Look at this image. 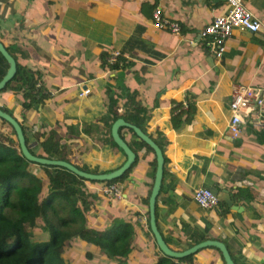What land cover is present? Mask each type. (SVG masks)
I'll return each instance as SVG.
<instances>
[{
    "label": "crops",
    "instance_id": "obj_1",
    "mask_svg": "<svg viewBox=\"0 0 264 264\" xmlns=\"http://www.w3.org/2000/svg\"><path fill=\"white\" fill-rule=\"evenodd\" d=\"M243 4L261 20L262 29H235L217 59L202 31L214 16L228 12L227 0H0V42L19 67L37 73L50 92L44 104L23 113L22 93L6 89L0 91V107L17 121L24 120L34 152L40 148L41 134L44 138L54 129L66 147L68 138L78 142L69 144L70 162L115 166L122 154L97 117L108 77L113 76L102 70L101 55L119 50L130 62L124 82L148 109L147 132L159 140L166 158L156 221L168 246L185 250L204 234L205 240L223 242L235 264H264V136H255L249 123L239 138L227 132L231 87L264 88V0ZM156 6L180 25L178 33L154 27ZM2 58L0 75L8 68ZM82 89L90 93L81 96ZM187 99L194 100L196 112L189 123L174 128V107L182 103L186 108ZM2 135L15 138L0 120ZM144 162L129 173L135 188L126 189L118 200L97 198L86 218L98 229L109 226L114 217L131 223L144 244L138 261L146 264L162 254L147 227L150 179ZM197 187L226 191L237 209L224 201L211 210L201 208L192 198ZM92 259L108 263L99 254ZM173 261L225 264L215 247L200 249L188 261Z\"/></svg>",
    "mask_w": 264,
    "mask_h": 264
},
{
    "label": "trees",
    "instance_id": "obj_2",
    "mask_svg": "<svg viewBox=\"0 0 264 264\" xmlns=\"http://www.w3.org/2000/svg\"><path fill=\"white\" fill-rule=\"evenodd\" d=\"M113 51L119 52L113 64L107 60L112 50L101 55L102 70L107 71L108 74L112 73L113 76L108 77L110 83L103 90V98L101 97L103 108L97 120L102 123L112 146L118 150L120 148L113 142L110 129L115 120L122 118L125 122L139 127L163 151L159 140L147 132L145 122L149 117L148 109L136 101L137 91L131 90L130 86L124 82L126 69L130 62L121 57L119 50L114 49ZM2 76L0 75V79ZM40 78L34 71H25L16 63V74L1 91L13 89L21 92L23 95L22 111L26 113L38 104H44L50 97V92L39 81ZM135 78L137 81L140 80L138 76ZM38 82L40 85L37 87ZM186 105V108H183V104L178 103L174 107L178 109L171 117L174 128H180L189 123L195 114L194 100L187 99ZM0 108L13 116L7 108ZM0 120L13 131L8 122ZM18 123L23 130L26 143L29 144L24 120L21 119ZM70 127H68L69 131L73 129V126ZM57 132L52 129L44 138L41 134L38 138L39 150L34 152L30 147V152L42 158L70 161L67 157L69 144H78V142L73 138H68L69 142L66 147L60 143L61 135ZM118 132L135 152V162L120 177L101 182L86 180L65 168L31 162L21 154L14 131L15 138L0 136V264H82L76 262L78 258L73 256L72 250H83L87 259H92L94 254H99L108 260L107 264H144L143 261H138L143 254L141 251L144 244L137 239L131 223L124 221L121 217H114L109 226L98 229L86 218L90 208H94L97 198L103 196L110 199L102 189L99 191L94 188L95 186L102 188L117 183L123 192L129 187L135 188L131 179H128L129 173L133 167L146 160L150 182L145 181L147 185L145 203L147 227L150 230L148 198L156 169L155 154L132 129L120 127ZM253 133L257 137L261 134L264 136V130H254ZM147 153H152V158L148 159ZM124 156L122 154V159L118 164L110 167H102L98 163L94 165L74 164L82 171L99 174L119 168L126 159ZM164 160L166 163V158ZM124 182L125 186L122 187ZM88 184L94 187H89ZM237 191L241 192L242 189L238 188ZM220 203L222 204L219 201L217 205ZM204 240V234L195 237L194 243L189 244L188 247ZM144 251L150 252L151 250L145 249ZM145 256L148 255L145 254ZM191 258L192 255L178 259L162 255L154 262L150 261L146 264H174L173 260L188 261Z\"/></svg>",
    "mask_w": 264,
    "mask_h": 264
},
{
    "label": "built area",
    "instance_id": "obj_3",
    "mask_svg": "<svg viewBox=\"0 0 264 264\" xmlns=\"http://www.w3.org/2000/svg\"><path fill=\"white\" fill-rule=\"evenodd\" d=\"M229 10L226 14L214 16L212 21L205 26L202 36L206 38L208 48L212 55L220 59L223 56L226 42L232 38L235 29L245 30L250 33H257L262 29L261 20L250 12L243 4V0H227ZM152 21L154 27L167 29L178 33L180 25L171 21L163 15L160 7L153 9ZM119 52L113 51L107 60L113 64L117 60ZM40 83H37V87ZM89 89H82L81 96H87ZM186 104H184V107ZM230 112L227 132L236 139L242 134L243 127L250 124L254 130H264V88L250 85L235 84L231 87L228 101ZM103 193L110 199H121L122 188L119 184L113 183L101 188ZM192 198L195 203L203 209H214L219 200L216 194L208 187H197L193 189Z\"/></svg>",
    "mask_w": 264,
    "mask_h": 264
},
{
    "label": "water",
    "instance_id": "obj_4",
    "mask_svg": "<svg viewBox=\"0 0 264 264\" xmlns=\"http://www.w3.org/2000/svg\"><path fill=\"white\" fill-rule=\"evenodd\" d=\"M0 55L5 59L6 63L8 64V68L5 74L0 79V91H1L8 84V82H10L13 79L14 75L16 74V61L15 58L9 53V51L5 48V46L1 42H0ZM210 62H212V59ZM0 118L5 120L12 126L19 144V150L27 160L42 165L65 168L71 171L72 173H74L75 175L82 177L86 180L100 181V182L109 181L120 177L122 174H124L125 171L129 170L133 165V163L135 162V157H136L135 152L121 138L118 132L120 127H127L132 129L133 132L136 134V136L139 139H141L143 142H145L147 145H149V147L154 151L156 158V169L154 174V180L148 198V212H149L150 231L154 237L158 249L162 252L164 256L178 259L189 255H193L197 251L205 247H215L220 251L225 264H235L230 256V253L226 245L218 240L207 239L181 251L170 248L168 244L165 242L163 236L158 230L156 217H155L156 200L161 190L164 168H165V160H164L165 158L163 151L161 150L159 145L156 144L146 133H144L136 125L125 122L122 118H119L113 122L110 129L111 138L113 142L117 145V147L123 151V154L125 155L126 159L119 168L110 172L97 174V173L82 171L77 166H75L74 163L70 161L52 159V158H42L32 154L29 150L30 146L29 144L26 143L23 130L20 124L18 123V121L13 116L3 111L1 108H0ZM211 190L213 191L214 194L217 195L219 201L226 202L233 210L237 209V207L234 206L232 200L230 199L226 191L218 190L216 188H212Z\"/></svg>",
    "mask_w": 264,
    "mask_h": 264
},
{
    "label": "rangeland",
    "instance_id": "obj_5",
    "mask_svg": "<svg viewBox=\"0 0 264 264\" xmlns=\"http://www.w3.org/2000/svg\"><path fill=\"white\" fill-rule=\"evenodd\" d=\"M35 149V148H34ZM120 150V149H119ZM118 150V151H119ZM120 153L123 154V152H121V150L119 151ZM152 234V233H151ZM154 238V237H153ZM155 241V240H154ZM155 246L157 247L156 243H155ZM77 249H79L80 247H76ZM158 249V247H157ZM81 250V249H80ZM158 251L162 254V252L158 249ZM72 254L73 256L76 257L77 261L76 262H81L82 264H100L101 262L98 261V260H93V259H87L84 254L82 253V251H75V250H72ZM163 255V254H162ZM75 261V259H73Z\"/></svg>",
    "mask_w": 264,
    "mask_h": 264
}]
</instances>
